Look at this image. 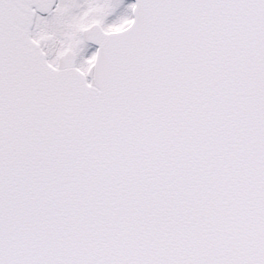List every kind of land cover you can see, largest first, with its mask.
I'll list each match as a JSON object with an SVG mask.
<instances>
[{"label": "snow or ice", "instance_id": "obj_1", "mask_svg": "<svg viewBox=\"0 0 264 264\" xmlns=\"http://www.w3.org/2000/svg\"><path fill=\"white\" fill-rule=\"evenodd\" d=\"M0 264H264V0H0Z\"/></svg>", "mask_w": 264, "mask_h": 264}]
</instances>
